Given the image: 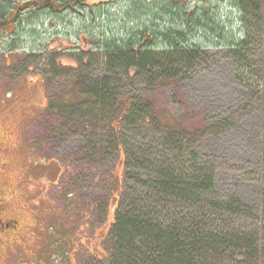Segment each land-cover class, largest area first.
Instances as JSON below:
<instances>
[{
	"label": "trees",
	"instance_id": "obj_1",
	"mask_svg": "<svg viewBox=\"0 0 264 264\" xmlns=\"http://www.w3.org/2000/svg\"><path fill=\"white\" fill-rule=\"evenodd\" d=\"M225 1L240 16L239 40L226 33L227 24L218 22L216 12L205 5L0 0L3 54L17 53L25 34L42 39L34 27L43 29L44 17L73 29L67 36L81 45L63 56L75 66L54 56L43 72L47 105L42 112L60 123L46 125L47 135L79 138L81 144L69 159L87 168L96 162L109 165L110 180L120 152L124 154L121 191L103 243L105 256L90 255L77 264H264V196L259 216L235 198L217 199L213 169L194 150L206 129L190 132L179 121L170 122L146 98L166 88L179 91L185 74L215 42L228 49L240 72L238 80L251 87L253 59L264 52V0ZM9 10L13 14L7 20ZM9 27L14 32L9 34ZM62 78L70 85L53 93L54 82ZM185 118L193 119L192 113ZM77 193L68 194V202H76ZM109 201L110 196L99 206L103 222Z\"/></svg>",
	"mask_w": 264,
	"mask_h": 264
},
{
	"label": "rangeland",
	"instance_id": "obj_2",
	"mask_svg": "<svg viewBox=\"0 0 264 264\" xmlns=\"http://www.w3.org/2000/svg\"><path fill=\"white\" fill-rule=\"evenodd\" d=\"M107 1L90 0L89 4ZM168 2L174 6L205 5L216 12L218 22L227 24L223 27L226 33L238 40L242 36L240 16L228 1ZM119 4L112 5V14ZM12 14L9 10L5 18L11 19ZM45 18L43 29L34 27L42 39L25 34L12 55L3 54L5 43L0 45V141L4 149L0 150V198L6 203V217L28 229L15 241L19 243L17 255L7 257L1 252L0 264H77V259L90 255L104 257L103 243L121 191L122 151L110 180L109 165L96 162L87 168L69 159L81 144L79 138L49 136L45 131L46 125L57 127L60 123L43 115L47 105L43 72L54 56L64 65L75 66L63 56L81 46L75 37L67 36L73 29H64L49 17L42 20ZM13 30L9 27L8 33ZM210 46L199 65L185 74L179 91L166 88L146 98L170 122L179 121L190 132L206 129L194 150L198 159L213 169L216 198H235L259 216L264 196V52L253 59L255 74L248 87L238 80L240 72L228 49L216 42ZM69 82L68 78L56 80L53 93L68 87ZM191 113L193 119L187 120L185 116ZM76 189L78 200L68 202L66 196ZM109 196L103 222L99 206ZM245 224L250 227L249 221Z\"/></svg>",
	"mask_w": 264,
	"mask_h": 264
},
{
	"label": "flooded vegetation",
	"instance_id": "obj_3",
	"mask_svg": "<svg viewBox=\"0 0 264 264\" xmlns=\"http://www.w3.org/2000/svg\"><path fill=\"white\" fill-rule=\"evenodd\" d=\"M2 142L0 141V150L2 149ZM1 165V163H0ZM6 203L0 198V253L4 252L5 256H15V248L19 245L15 242L17 238H22L20 232L24 229L25 232L28 229L19 227L15 220L9 219L5 215ZM24 256V255H23Z\"/></svg>",
	"mask_w": 264,
	"mask_h": 264
}]
</instances>
